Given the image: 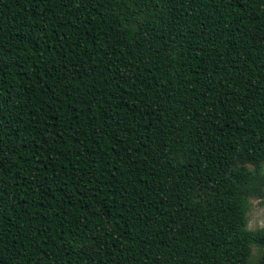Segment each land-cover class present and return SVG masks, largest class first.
Here are the masks:
<instances>
[{"label":"trees","instance_id":"1","mask_svg":"<svg viewBox=\"0 0 264 264\" xmlns=\"http://www.w3.org/2000/svg\"><path fill=\"white\" fill-rule=\"evenodd\" d=\"M264 0H0V264H264Z\"/></svg>","mask_w":264,"mask_h":264},{"label":"rangeland","instance_id":"2","mask_svg":"<svg viewBox=\"0 0 264 264\" xmlns=\"http://www.w3.org/2000/svg\"><path fill=\"white\" fill-rule=\"evenodd\" d=\"M247 215V226L249 229L264 227V199H251L250 209Z\"/></svg>","mask_w":264,"mask_h":264}]
</instances>
